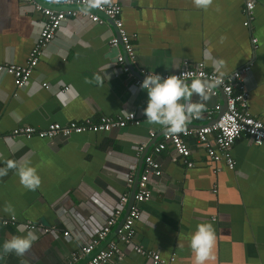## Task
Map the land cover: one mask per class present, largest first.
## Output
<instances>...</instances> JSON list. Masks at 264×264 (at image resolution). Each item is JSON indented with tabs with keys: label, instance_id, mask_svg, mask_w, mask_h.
I'll return each mask as SVG.
<instances>
[{
	"label": "crops",
	"instance_id": "obj_1",
	"mask_svg": "<svg viewBox=\"0 0 264 264\" xmlns=\"http://www.w3.org/2000/svg\"><path fill=\"white\" fill-rule=\"evenodd\" d=\"M33 1L42 7L53 2ZM56 1V7L63 8L67 0ZM251 1L252 19L245 27V0H212L206 9L194 7L192 0H98L121 7L134 47V74L140 69L175 72L185 61L201 62L213 71L212 62L223 60L226 75L250 65L243 76L249 113L264 122V0ZM42 20L32 4L0 0V65H26ZM115 33L109 21L96 24L82 16L68 20L43 49L24 88H16L11 76L0 73V167L8 160H29L41 179L39 188L29 191L19 184L15 169L0 177V218L35 225L32 232L38 238L23 256L0 250V264H65L78 246L96 235L121 196L129 202L133 184L128 178L142 173V157L161 140L164 128L149 124L142 115L146 93L112 67L118 51L110 49L108 41ZM64 87L70 89L66 94L60 93ZM216 90L218 94L207 100L190 97L205 110L186 129L205 125L208 117L215 119V106L223 110L225 98ZM124 111L134 113L140 125L52 141L11 138L18 127L44 129L50 123L116 117ZM151 131L155 140H149ZM187 144L190 168L169 148L154 156L162 174L148 179L152 198L140 205L134 242L165 260L173 256L172 264H193L190 235L197 224L211 223L215 244L205 264H264V146L238 139L230 151L235 167L229 170L223 161L210 162L195 138ZM7 204L14 216L3 211ZM126 209H121L118 224ZM26 232L0 226V244ZM110 239L124 257L109 264H152L114 235Z\"/></svg>",
	"mask_w": 264,
	"mask_h": 264
},
{
	"label": "built area",
	"instance_id": "obj_2",
	"mask_svg": "<svg viewBox=\"0 0 264 264\" xmlns=\"http://www.w3.org/2000/svg\"><path fill=\"white\" fill-rule=\"evenodd\" d=\"M26 3L32 4L34 9L39 11L43 20L40 23V29L35 39L34 45L29 53L25 66L15 65H0V73H6L13 78L14 86L18 89L24 88L36 67L39 57L43 49L49 45L56 37L60 28L71 19L85 17L92 23L102 24L104 21H109L115 28L113 35L108 45L110 49L118 51L115 55L112 67L116 68L122 76L131 80V85L140 89L139 85L151 71L140 69L133 73L127 62H134L135 53L131 43V37L124 29L121 20V7L118 4L101 3L98 6L91 8L87 13L84 9L89 0H67L62 3L63 8H57V1L53 0L52 6L42 7L35 5L33 0H23ZM254 3L251 0H245L244 15L246 17L243 25L249 26L252 19V10ZM256 40H252L255 46ZM121 46V50H119ZM250 65L234 71L225 76L222 84L213 88L209 95L216 96L218 89L225 98V111L218 117L217 120L208 117V122L205 125L186 129L183 133L169 135L165 130L161 135V140L153 147L150 155L143 158V170L139 175L136 192L134 194L133 203L125 214L122 222L117 223V219L121 214V209L128 204V199L125 195L121 196L118 201V208L106 219L103 226L97 231L96 235L88 242L78 246L73 251L65 264H109L112 262L121 261L124 257L123 252L118 248L117 242L110 239L114 235L118 242L131 247L132 251L142 257L148 258L152 264H172L174 257L171 256L165 260L160 257L159 253L145 249L134 242L135 239V224L141 219L142 211L140 205L148 202L152 198V193L148 187V179L150 176L160 177L162 172L160 164L154 156L171 149L174 155L181 159L188 168L193 164L188 160L190 150L187 140L195 138L204 149L210 162L223 161L229 170H233L235 162L231 157V148L234 143L241 137L248 138L253 145L257 147L264 146V122L254 118L249 113V95L243 84V76L250 72ZM155 73V72H153ZM184 73L185 78L200 77L202 79H212L213 71H207L203 63L183 62L181 68L175 72L159 73L161 76L180 75ZM43 89L49 90L50 86L46 83L42 84ZM68 87H64L60 93H68ZM221 107L215 106L213 111L220 113ZM211 113L208 112V115ZM193 118L192 120H197ZM128 125H140V119L133 115L130 119L127 114L118 115L116 117L100 116L96 119H85L80 122H69L65 125L59 123H50L44 129H34L32 127H18L11 133V138L23 137L31 140L38 138L42 140L52 141L56 138H69L72 135L82 134H107L114 130H119ZM156 133H149V140H155ZM212 140V142H211ZM145 145L137 147L138 152H142ZM133 177H129L128 184H133ZM1 227H21L26 231H33L35 225L28 222H19L16 218H0ZM44 233L49 231L48 228H43ZM114 231V232H112ZM68 232L63 234L68 236Z\"/></svg>",
	"mask_w": 264,
	"mask_h": 264
},
{
	"label": "clouds",
	"instance_id": "obj_3",
	"mask_svg": "<svg viewBox=\"0 0 264 264\" xmlns=\"http://www.w3.org/2000/svg\"><path fill=\"white\" fill-rule=\"evenodd\" d=\"M194 7L206 9L212 0H192ZM98 6V0H89L87 6L82 9L87 13L91 8ZM214 76L212 79L200 77L185 78V74L161 76L159 73L150 72L144 76L139 87L146 93V106L142 109V115L149 124L160 125L169 135L183 133L186 125L193 119L199 118L205 110V105L200 102H190L194 94L200 100H207L213 88L219 87L226 76L223 60L212 62ZM131 119L134 113L124 111ZM17 116L16 119H20ZM9 169H15L19 184L29 190L35 191L41 184L37 169L29 160L17 162L6 161L5 167H0V177L7 175ZM3 211L11 216L15 215L10 204L5 205ZM38 238L28 231L24 235H12L10 239L0 244L3 253H14L23 256ZM215 244V233L211 223H200L190 235L188 246L192 253L193 264H205L210 259L211 250Z\"/></svg>",
	"mask_w": 264,
	"mask_h": 264
},
{
	"label": "water",
	"instance_id": "obj_4",
	"mask_svg": "<svg viewBox=\"0 0 264 264\" xmlns=\"http://www.w3.org/2000/svg\"><path fill=\"white\" fill-rule=\"evenodd\" d=\"M37 1H38V0H37ZM120 49H121V46H120ZM127 64H128V66L131 68V64H130L129 62H127ZM131 70H132V68H131ZM220 93H221V91H220ZM221 94H222V93H221ZM225 107H226V102L224 101L223 110H222L220 113H218V115H217V117L215 118V120H217L218 117L222 114V112L225 111ZM143 158H144V156H143L142 159H141V162H142V163H143ZM138 178H139V173H137V174L135 175L134 180H133L132 193H131V195H130L129 202H128V204H127L126 213H127L128 209L130 208V206H131L132 203H133V198H134V194H135V192H136V187H137Z\"/></svg>",
	"mask_w": 264,
	"mask_h": 264
}]
</instances>
